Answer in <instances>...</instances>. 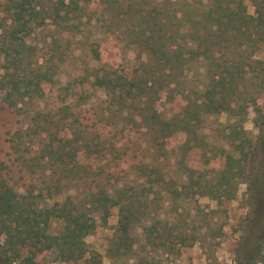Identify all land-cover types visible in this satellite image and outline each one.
<instances>
[{"label": "rangeland", "instance_id": "rangeland-1", "mask_svg": "<svg viewBox=\"0 0 264 264\" xmlns=\"http://www.w3.org/2000/svg\"><path fill=\"white\" fill-rule=\"evenodd\" d=\"M10 1L0 0V47L11 27ZM158 1L100 0V4L96 0L79 4L78 9L61 10L59 19L54 17L51 1L32 0L34 21L30 30L16 36L33 49L21 66L31 69L35 62H46L52 67V77L40 96L29 85V97L15 108L2 101L0 91V180L18 194L52 186L55 179L47 176L48 168L59 171L58 165H47L46 158H39L46 155L44 147L51 135L66 130L80 145L96 143L98 136L111 156L108 170L116 181L114 187L123 189L124 197H133V210L142 216L140 224L129 231L130 253L118 256L107 251L116 226L115 211L104 224L96 213L91 214L95 228L83 242L88 252L99 256L101 264H264V181L256 182L264 168L259 148L264 138V46L258 42L259 34L247 41L236 31L234 21V36L215 46L213 59L200 57L183 64L178 87L181 95L162 91L154 106L166 120L179 114V126L184 128L169 135L160 147L142 130L130 132V122H122L112 106L106 110L104 90L92 84L96 75L107 72L118 76L120 68L131 74L135 65L145 60L137 41L142 33L152 30V8ZM220 1L233 11L253 15L252 0ZM185 2L181 0L185 16L181 31L189 27L187 19L195 17L199 32H203L207 26L203 9L210 1L189 0L191 10ZM156 18L163 21L160 15ZM3 67L0 49V76ZM219 73L226 82L237 85L235 94L224 90V99L239 107L231 115L196 108L205 100L211 77ZM239 116L243 119L235 125ZM82 154L75 160L86 170L95 155ZM227 156L237 162L231 163V176H220L217 172L224 168ZM91 178L86 184L63 181L62 193H43L39 204L49 206L67 196L84 201ZM100 178L91 179V188L102 184ZM147 178L155 185L143 191ZM105 187L110 192L109 186ZM144 227L154 228L148 237ZM57 228V222H52L49 232ZM87 257L76 264H84ZM37 263L61 264L49 251L40 254Z\"/></svg>", "mask_w": 264, "mask_h": 264}, {"label": "trees", "instance_id": "trees-1", "mask_svg": "<svg viewBox=\"0 0 264 264\" xmlns=\"http://www.w3.org/2000/svg\"><path fill=\"white\" fill-rule=\"evenodd\" d=\"M49 1L54 5V17L60 19L63 17L59 16L61 10L72 6L78 9L79 4L87 5L96 0ZM97 1L101 4L100 0ZM209 1L208 7L203 9L207 26L201 33L195 17H189L187 19L189 27L184 32L181 31L185 18L183 9L180 8L181 0L156 2L152 8L155 13V17L152 18L153 28L146 35L142 33L137 41L138 48L145 54V60L136 64L131 74L130 70L125 72L120 68L122 72L118 76L106 72L94 77L92 84L105 92L106 100L103 102L105 109L109 110V106H112V110L122 117V122H130L127 128L130 132L142 130L156 147H160L169 135L183 131L184 127L178 123L179 114L168 120L163 119L154 104L162 91L166 90L170 95L176 91L181 95L178 87L184 63L200 57L213 59L217 53L215 46L227 43L229 38L234 36L232 28L234 21L237 22L236 31H241L247 41L254 34L257 36L259 34L258 42L264 46V0L257 3H255L257 0H252L254 1L252 16L245 15L242 10L233 11L220 0ZM185 6L191 10L189 0L185 2ZM34 11L32 0H12L9 3L11 27L3 46L0 47L4 58L0 91L3 93L2 101L9 107L15 108L23 98L29 97L30 92L27 91L29 85H32L38 96L43 94L45 84L48 85L52 77V67H47L46 62H35L31 69L21 66L23 59L29 57L33 49L25 44L23 37L18 40L16 36L30 30L29 24L34 21ZM179 11L182 14H178ZM63 15L66 17L67 12ZM158 15L163 21L156 18ZM224 78L220 73L211 77L210 88L205 92V100L195 103L196 108L213 114L225 111L231 115L237 112L239 107L235 104L231 106L223 97L224 90L235 94L237 85L235 82H226ZM124 111L127 114L124 115ZM181 116L183 117L182 113ZM109 118L112 119L111 116ZM242 119L239 116L235 120V125ZM57 134L58 136L52 134L45 145L46 155L42 153L39 157L42 160L46 158L44 163L47 165H58L59 171L52 172L48 168L50 173L46 172L52 180L55 179L52 186H42L36 191L28 189L24 194H18L4 180H0V236H3L0 244V264H38L39 255L47 251L53 252L61 264H76L86 255L88 257L84 264H101L96 253L88 252L83 239L95 228L92 213H96L100 223L104 224L114 211L117 221L107 251L118 256L130 253L132 238L129 231L134 224H140L142 216L133 210L135 202L133 197H124L125 191L114 187L116 181L112 179L108 170L110 153H106L108 151L98 136L94 139L98 143L83 142L80 145L75 143V139H71L74 134H68L66 130L62 129ZM259 148L264 154V138L259 141ZM84 152L87 155H95V159L92 160V164L86 166V170L77 159L75 160L78 153ZM236 162L227 156L224 168L217 174L231 176V163ZM55 173L58 177L53 178ZM90 177L91 179L101 177L102 184L93 189L91 183L94 182L90 179L84 192V201L67 196L62 202H54L49 206L39 204L43 193L46 195L49 193L50 196L62 193L65 188L63 181H82V184H86L85 181ZM261 181H264V168L256 179L258 183ZM153 185L154 181L147 178L143 191H147L148 187ZM105 186H109L110 192ZM52 222L58 224L54 233L49 232ZM153 230L152 227H144L147 237Z\"/></svg>", "mask_w": 264, "mask_h": 264}, {"label": "flooded vegetation", "instance_id": "flooded-vegetation-1", "mask_svg": "<svg viewBox=\"0 0 264 264\" xmlns=\"http://www.w3.org/2000/svg\"><path fill=\"white\" fill-rule=\"evenodd\" d=\"M245 264H250L249 261H247Z\"/></svg>", "mask_w": 264, "mask_h": 264}]
</instances>
